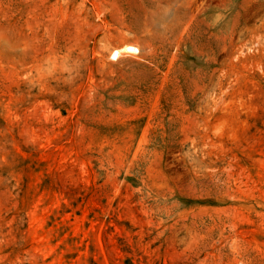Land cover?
Wrapping results in <instances>:
<instances>
[{
	"label": "rangeland",
	"instance_id": "1",
	"mask_svg": "<svg viewBox=\"0 0 264 264\" xmlns=\"http://www.w3.org/2000/svg\"><path fill=\"white\" fill-rule=\"evenodd\" d=\"M0 264H264V0H0Z\"/></svg>",
	"mask_w": 264,
	"mask_h": 264
},
{
	"label": "bare ground",
	"instance_id": "2",
	"mask_svg": "<svg viewBox=\"0 0 264 264\" xmlns=\"http://www.w3.org/2000/svg\"><path fill=\"white\" fill-rule=\"evenodd\" d=\"M121 53L137 54L138 53V49L136 47H133V46H125L121 50H114L110 54V58L113 59V60H116L121 55Z\"/></svg>",
	"mask_w": 264,
	"mask_h": 264
}]
</instances>
